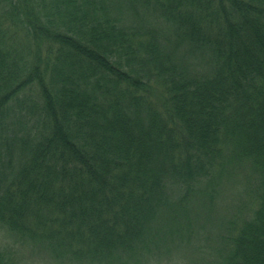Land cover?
I'll list each match as a JSON object with an SVG mask.
<instances>
[{
	"label": "trees",
	"instance_id": "16d2710c",
	"mask_svg": "<svg viewBox=\"0 0 264 264\" xmlns=\"http://www.w3.org/2000/svg\"><path fill=\"white\" fill-rule=\"evenodd\" d=\"M240 170L245 201L191 264H264V0H0L11 234L130 264L188 237Z\"/></svg>",
	"mask_w": 264,
	"mask_h": 264
},
{
	"label": "rangeland",
	"instance_id": "374dc122",
	"mask_svg": "<svg viewBox=\"0 0 264 264\" xmlns=\"http://www.w3.org/2000/svg\"><path fill=\"white\" fill-rule=\"evenodd\" d=\"M245 172L238 171V176L230 175L214 201L212 210H203L198 216H190L189 235L185 239L175 235V240H166L157 251L154 250L139 256L130 264H191L194 260L207 258L213 247L217 245L218 236L225 233V222L232 217L238 207L242 206L244 188L241 184ZM197 198L191 199L192 207L199 206ZM0 250L6 251L14 264H67L56 262L53 256L40 245L30 243L11 234L0 224Z\"/></svg>",
	"mask_w": 264,
	"mask_h": 264
}]
</instances>
